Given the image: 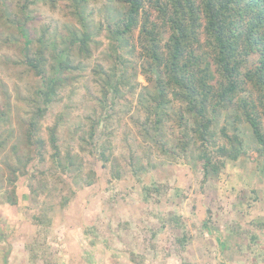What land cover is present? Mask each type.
<instances>
[{
  "label": "rangeland",
  "instance_id": "obj_1",
  "mask_svg": "<svg viewBox=\"0 0 264 264\" xmlns=\"http://www.w3.org/2000/svg\"><path fill=\"white\" fill-rule=\"evenodd\" d=\"M143 3L138 27L120 42L110 34L123 11L116 0H0V195L11 189V166L24 171L9 195L17 203H0L2 216L24 221L9 222L0 239L8 264H264V145L236 109L257 92L246 84L232 103L206 113V140L193 131L185 101L168 93L155 108L161 72L150 67L139 26L157 11L154 0ZM71 31L87 32V53L70 50ZM26 35L31 52L43 48L48 76L61 77L55 69L66 56L73 64L46 104L32 101L41 82L22 52ZM160 35L163 48L168 33ZM256 59L246 57L242 72ZM98 71L109 73L104 87ZM36 107L45 111L34 118L35 134L46 141L58 122L59 151L74 167L60 170L48 146L26 142ZM231 144L236 156L225 152ZM17 157L28 159L25 168Z\"/></svg>",
  "mask_w": 264,
  "mask_h": 264
},
{
  "label": "trees",
  "instance_id": "obj_2",
  "mask_svg": "<svg viewBox=\"0 0 264 264\" xmlns=\"http://www.w3.org/2000/svg\"><path fill=\"white\" fill-rule=\"evenodd\" d=\"M74 1L83 6L88 0ZM116 1L122 4L123 11L110 34L122 42L125 35L138 27V16L144 3L143 0ZM154 3L159 22L146 18L139 26L150 67L161 72L156 78L157 93L152 96L154 107H161L170 101L168 93L172 98L185 101L184 112L192 114L196 123L193 131L201 140H206L212 120L209 117L203 119L205 114L225 108L242 91V86L249 84L257 92V97H249V100L239 98L236 109L241 110L258 143L264 145L261 122L264 118V0H154ZM81 18L83 16L80 21ZM164 32L168 33V37L162 48L160 34ZM88 38L85 31L81 37L71 31L67 38L70 50L75 47L77 52L87 53ZM32 41V36L26 35L22 48L27 65L41 82L35 87L32 101L36 102L39 98L46 104L52 97L58 96L57 89L63 86L65 80L64 72H69L73 64L66 56L58 61L55 69L61 77L48 76L44 50L39 47L31 52ZM251 54L257 55V63L242 72L245 58ZM98 74L101 72L98 71ZM101 76L106 77L102 83L104 87L110 76L109 73ZM43 111L44 108L36 107L28 120L26 142L36 144L37 151L48 146L59 169L66 171L74 167V159L68 153L61 155L59 151L58 122L47 127L46 141L35 134L37 122L34 118L42 116ZM93 133L94 126L91 125L88 135L91 137ZM186 135L187 130L184 129L178 138V145H185ZM230 147L225 152L236 156L239 153L238 144H231ZM99 151L100 159H108L104 150ZM202 155L209 164L208 154L204 152ZM15 159L25 168L28 159L24 162L19 157ZM11 170L13 177L7 181L12 185L11 189L1 193L0 203L15 205L17 200L9 195H15L16 181L24 175V171L19 166H11Z\"/></svg>",
  "mask_w": 264,
  "mask_h": 264
},
{
  "label": "crops",
  "instance_id": "obj_3",
  "mask_svg": "<svg viewBox=\"0 0 264 264\" xmlns=\"http://www.w3.org/2000/svg\"><path fill=\"white\" fill-rule=\"evenodd\" d=\"M5 207L6 208H9L11 206L8 207V205L6 204ZM14 219L15 220L17 219L18 226H19L20 223H23L24 222V221L21 220L22 218L18 215V213L15 216V218H13V217H8V216H2V214L0 212V239L3 242L5 241V239H3V238L4 237H7L6 232H5V230L7 228V225H9V222H11V221L14 222L15 221ZM20 236H21L20 238L22 240L21 244H22V247H23L24 246V242L23 241H26L27 238H28V236L25 235V234H21ZM6 256H7V248L5 247L4 244H1L0 245V257H1L0 258V264H8L7 259H6Z\"/></svg>",
  "mask_w": 264,
  "mask_h": 264
}]
</instances>
